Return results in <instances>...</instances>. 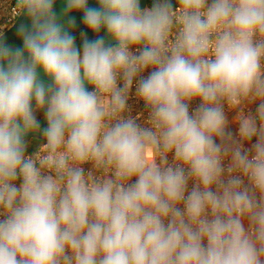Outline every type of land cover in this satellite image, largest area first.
<instances>
[{
	"label": "clouds",
	"instance_id": "clouds-1",
	"mask_svg": "<svg viewBox=\"0 0 264 264\" xmlns=\"http://www.w3.org/2000/svg\"><path fill=\"white\" fill-rule=\"evenodd\" d=\"M96 2L0 32V264H264V0Z\"/></svg>",
	"mask_w": 264,
	"mask_h": 264
},
{
	"label": "water",
	"instance_id": "water-1",
	"mask_svg": "<svg viewBox=\"0 0 264 264\" xmlns=\"http://www.w3.org/2000/svg\"><path fill=\"white\" fill-rule=\"evenodd\" d=\"M149 2H150V0H141V6L142 7L148 6ZM64 6H65L64 0H57V4L55 5V11H56L58 16H61L62 19H63ZM89 7H98L96 0H89ZM71 15L73 17H75V20H76V27L72 31H73V34L77 38L79 36V33L81 31H84V29H86V28L83 24L82 13L73 12V13H71ZM20 22L28 23L27 18L24 16H21L20 19L10 29H8L6 31V33L3 35V40L8 45H11V46H21L22 45V41L16 35V31H15V25L17 23H20ZM101 35H104L107 37V34L105 32H101ZM87 36L89 39L95 38V34H93L90 31H87ZM76 43H77V46L79 47L82 43L81 38H78L76 40ZM41 76L43 77L42 70H41ZM44 78L47 79L46 77H44ZM40 122H41V127H46V121L44 119L40 120ZM27 140L29 142L27 151H28V153H30V152H32V150L35 146H39L38 140H42V137L39 136V134H37V138L34 139L32 135H29L27 137Z\"/></svg>",
	"mask_w": 264,
	"mask_h": 264
},
{
	"label": "built area",
	"instance_id": "built-area-1",
	"mask_svg": "<svg viewBox=\"0 0 264 264\" xmlns=\"http://www.w3.org/2000/svg\"><path fill=\"white\" fill-rule=\"evenodd\" d=\"M16 0H0V32L3 33V35L6 33L8 29H10L19 19L21 16H17V12L15 9ZM134 93V89H133ZM198 103V102H196ZM129 106H130V113L133 117H135L138 122L142 121L146 118L147 113L143 107L142 102L137 101L134 94L129 99ZM193 107H195V103L193 104ZM256 105H249L247 110H250L252 114L255 113ZM246 110V111H247ZM235 116V112H229L228 113V119L231 121L233 117ZM230 130L235 134L237 132V125L231 124ZM39 149V146L36 148V150L30 152L29 154L34 153ZM86 168L88 166H85Z\"/></svg>",
	"mask_w": 264,
	"mask_h": 264
},
{
	"label": "flooded vegetation",
	"instance_id": "flooded-vegetation-1",
	"mask_svg": "<svg viewBox=\"0 0 264 264\" xmlns=\"http://www.w3.org/2000/svg\"><path fill=\"white\" fill-rule=\"evenodd\" d=\"M84 31L87 33V29H84ZM78 38H80V35L76 38V40L78 39ZM37 119L40 121V120H42V119H44V117H43V114L42 113H37Z\"/></svg>",
	"mask_w": 264,
	"mask_h": 264
},
{
	"label": "rangeland",
	"instance_id": "rangeland-1",
	"mask_svg": "<svg viewBox=\"0 0 264 264\" xmlns=\"http://www.w3.org/2000/svg\"><path fill=\"white\" fill-rule=\"evenodd\" d=\"M150 3H151V0H150V2H149V5H150ZM37 147H38V146H35V147L33 148L32 151L36 150Z\"/></svg>",
	"mask_w": 264,
	"mask_h": 264
}]
</instances>
